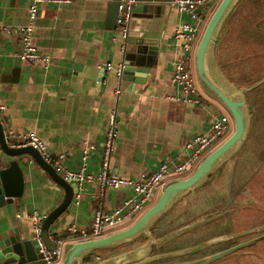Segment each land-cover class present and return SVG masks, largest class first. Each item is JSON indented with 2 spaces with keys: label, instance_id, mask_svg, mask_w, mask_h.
<instances>
[{
  "label": "crops",
  "instance_id": "1",
  "mask_svg": "<svg viewBox=\"0 0 264 264\" xmlns=\"http://www.w3.org/2000/svg\"><path fill=\"white\" fill-rule=\"evenodd\" d=\"M214 1L201 9L203 21ZM108 2L38 5L31 41L49 56V64L43 68L16 57L18 28L27 23L28 0H0V103L4 106L0 117L2 128L17 136L34 131L52 156H62L65 169L75 170L84 162L85 171L95 174L107 116L114 109L117 136L109 170L113 175L136 179L155 171L161 162L179 160L184 142L205 132L211 113L220 111L221 105L195 83L198 103L187 102L171 80L175 60L184 55L173 31L178 23L190 22L185 13L176 12L172 0L135 1L125 39L117 25L105 27ZM194 50L188 56L192 73ZM126 55L129 63L134 59L133 63L146 71L125 74L121 68L116 74L114 68L124 66ZM105 63L112 69L102 70ZM23 158L22 191L0 207V239L12 234L31 236V216H45L63 196V189L30 157ZM171 181L165 177V185ZM66 182L73 196L76 184ZM130 191L128 186L100 189L94 180L83 182L80 197L74 201L71 196L48 230L62 234V238L73 234L69 227L87 230L94 210L110 212ZM183 224L181 227L189 225Z\"/></svg>",
  "mask_w": 264,
  "mask_h": 264
},
{
  "label": "water",
  "instance_id": "2",
  "mask_svg": "<svg viewBox=\"0 0 264 264\" xmlns=\"http://www.w3.org/2000/svg\"><path fill=\"white\" fill-rule=\"evenodd\" d=\"M117 1L118 0H109L107 4L108 14L105 20V27L109 29H113L116 25L115 15ZM135 1L147 2L151 0ZM163 1L170 2L171 0ZM237 2L238 0H219L217 2L198 38L193 56L194 74L199 84L221 104L231 117L232 130L229 135L207 152L189 174L167 183L161 189L155 201L149 205L133 223L101 236L71 242L64 251L60 261L56 264H85L83 262L84 257L93 250L117 247L138 236H143L145 238V242L138 247L108 258L92 260L87 264H146L150 261H156L162 258L191 254L209 247L211 244L219 242L220 240L258 233L245 241L217 252L188 261L169 263L209 264L236 250L264 239L263 224L261 226L233 232L223 236L224 238L218 236L186 248L143 258L152 244L150 233L151 225L182 197L205 183L208 177L213 175L245 142L250 120L244 93L264 82V76L246 88L236 87L221 72L214 56V45L218 31ZM124 58L125 62L124 66H122L123 73L130 74L131 71H135L136 74H141L146 71V68L134 64V59H132V63H129L128 60L130 59L128 56L126 55ZM1 122L2 119L0 117V207L6 203H10L11 199L18 197L22 191L23 178L20 163H26V159L23 157H30L56 185L63 189L62 199L55 207L47 212L40 224L41 241L47 250L53 252L55 250V243L49 238V235L53 233V235L57 236V234L55 231L50 232L48 228L53 225L56 218L69 205L72 196V188L69 183L41 158L35 149L28 145L16 147L13 143V138L5 139ZM229 202L230 198L228 197L224 207ZM219 215L220 213L211 215L208 219L211 220ZM201 222L202 218L191 222L186 227H178L170 234L161 236V240L168 241ZM58 235L63 236L62 234ZM38 257L39 254L37 252L36 243L30 235L25 238H20L17 234H12L0 239V264H39L40 262L37 260Z\"/></svg>",
  "mask_w": 264,
  "mask_h": 264
},
{
  "label": "built area",
  "instance_id": "3",
  "mask_svg": "<svg viewBox=\"0 0 264 264\" xmlns=\"http://www.w3.org/2000/svg\"><path fill=\"white\" fill-rule=\"evenodd\" d=\"M75 0H28L27 4V23L18 28L20 37L19 49L16 57L20 61L38 63L43 68L49 64V56L41 53L32 44L33 20L35 18L39 4H68ZM213 0H172V4L179 13H185L190 22H180L173 31V37L184 55L178 57L171 73V80L178 86L183 99L187 102L198 103V96L194 89V75L188 64V56L195 49L200 36V27L203 24L201 9ZM135 0H118L116 3L115 22L120 30L122 39H125L127 23L132 12ZM122 49V45H121ZM122 65L114 68V72L119 74ZM101 69H112L110 63H105ZM117 93V91H115ZM4 106L0 103V114ZM232 130V120L228 112L216 110L211 113L209 127L205 132L195 134L185 141L182 147V155L176 162H161L155 171L148 174H140L136 179L123 178L113 175L109 170V159L115 147L117 136L115 110L111 109L108 113L106 124L101 141V158L99 170L95 174L85 171L83 162L77 169H65L61 164V155L52 156L48 150L46 142L37 136L34 131H27L18 135L12 133L8 128H3L5 139L13 138V143L18 146H30L35 149L41 158L66 181H73L76 184V191L72 199L76 201L80 197L79 191L83 182L95 181L100 189L117 188L128 186L130 194L125 196L121 204L113 208L110 212L104 213L94 210L91 213L90 223L87 230H76L69 227L68 231L78 234V240L101 236L120 228H123L129 221L137 217V213L144 210L146 204L157 198L161 189L165 186V177L172 180L182 178L188 174L191 168L197 164L204 151L209 152L219 144L225 135ZM85 151L82 152V159L85 158ZM202 156V157H201ZM44 216H31V238L35 241L39 257V264H56L64 253L65 239L50 233L49 238L55 243L53 252L46 249L40 238V224Z\"/></svg>",
  "mask_w": 264,
  "mask_h": 264
},
{
  "label": "rangeland",
  "instance_id": "4",
  "mask_svg": "<svg viewBox=\"0 0 264 264\" xmlns=\"http://www.w3.org/2000/svg\"><path fill=\"white\" fill-rule=\"evenodd\" d=\"M248 1H250L251 3H256L257 1H259V5L257 6H261L264 8V0ZM217 2L218 0L214 1L209 14H211ZM238 2L236 3V5L238 4ZM250 2H245V4L243 5L238 4L241 6L237 7V11H230L218 31L216 42L214 45V56L218 67L220 68L221 72L226 76V78L234 86L239 88H246L250 84L254 83L256 80L264 76V22H258L260 15L258 13L256 17L254 16V14H256V10L251 7L253 5ZM244 5H246V7ZM238 13L240 14L238 15ZM209 14L207 18L210 16ZM230 14L232 15L229 17ZM206 19L200 27V34L204 28ZM257 23L259 25H257ZM194 83L198 85L201 89H204L201 85H199V82L196 79L195 75ZM256 90H259V92L255 93ZM244 97L249 111V120H251L252 114L250 113L249 108L252 109L255 106L253 99H255L257 103H259L261 100H264V82L245 92ZM219 109L223 111V107L220 106ZM259 114L260 116H257L256 120H264V105H262V111H260ZM230 132L231 131L225 133L223 139L226 138ZM254 149V160H257L258 163H262L264 161L262 160L264 156V142L259 148L255 147ZM206 153L207 151H204L202 156H204ZM195 166L196 164L191 168L188 174L193 170ZM223 168L224 167H221L220 170L222 177L221 184L223 186H220L216 190L210 187L209 189H206L207 187H201L192 192H189L172 206V209L165 215V217L161 218L151 227L150 233L152 244L149 250L144 254L143 258H148L155 254H162L169 251H175L181 248H186L188 246L194 245L204 240L211 239L213 237L222 236L221 238H224L223 236L229 235L233 232L241 231L251 227L261 226L264 224L263 208L251 209L248 213L244 214L240 213L243 212L244 209L243 211L240 210L238 212V184L236 187L237 197H235L231 204L228 203L224 207L228 199V197H226L224 187L226 186V181L228 186L229 181L228 174H222ZM214 179L215 184H218L219 181L217 180V178ZM254 179L264 180V166L260 167L257 170V175L254 176ZM155 199L156 197L154 196L153 200L149 201L146 204L144 210L149 205H151L155 201ZM239 199H241V197H239ZM187 202L189 203V205H187ZM144 210L137 213V217ZM220 212L225 213L211 220L208 219L209 216L218 214ZM136 218L129 221L125 226L133 223ZM197 218H202V222L199 223L198 226L190 228L186 233L181 236H178L172 241L161 240V236L168 235L178 227L183 226L184 222L185 224H189L190 222H192V220H195ZM256 234L232 237L216 242L210 245L209 247H206L200 251L191 254L162 258L156 261H150L146 264H169L188 261L225 249L234 244L245 241L255 236ZM64 237L66 241L64 245V251L71 242H73L74 240H78L73 234H69ZM131 241H128L113 248H102L93 250L92 254H95L93 260L108 258L115 254L131 250L144 243L145 238L143 236H138ZM258 247L259 246L255 247V252L258 250ZM241 250L242 252L248 251V248L246 249L244 247ZM258 251L264 252V248H260V250ZM84 263L87 264L88 262ZM209 264H240L238 260V250L228 255H225L224 257H221L220 259L215 260Z\"/></svg>",
  "mask_w": 264,
  "mask_h": 264
},
{
  "label": "trees",
  "instance_id": "5",
  "mask_svg": "<svg viewBox=\"0 0 264 264\" xmlns=\"http://www.w3.org/2000/svg\"><path fill=\"white\" fill-rule=\"evenodd\" d=\"M239 2L238 4L243 5L245 4V2H250V1L248 0L240 1L239 0ZM238 4L233 7L232 11L233 10L237 11V7L241 6ZM251 4L253 5L251 7L254 8L255 6L259 5V1H257L256 3H251ZM244 6L246 7V5ZM231 15L232 14H230L229 17ZM259 19H261V17ZM257 92H259V90H256L255 93ZM253 101H254L255 106L252 109L249 108L250 113L252 114L251 115L252 119L250 120V125H249L250 130L245 139V142L226 162H224L219 167L220 169L217 170L216 174L210 175L208 179L206 180V182L203 183L199 187V188L207 187L206 189H209L210 187L216 190L220 186H223L221 184L222 177H221L220 170H221V167H224L222 169L223 172L222 171L221 172L222 174H226V173L228 174V181H229L228 186H227V181H226V186L224 184L226 197L230 198L229 204H231V202L235 199V197H237L236 187L238 184V212L240 210L243 211L244 209L243 212H240L241 214L248 213L251 209H257V208L264 209V180L254 179V176L257 175V170L260 167L264 166V161L262 163H258L257 160H254L255 159L254 158V154H255L254 148L255 147L259 148L264 142V120H256L257 116H260L259 113L260 111H262V105H264V100H261L259 103H257L255 99H253ZM262 160H264V156ZM237 165H238V168H237ZM214 178H217V180L219 181L218 184H215ZM213 184H214V187H213ZM239 197H241V199H239ZM187 205H189V203ZM171 209L172 207L168 211H166L162 216H160V218H158L157 221L165 217V215ZM75 236L79 238L78 234H76ZM257 246H259L258 250H260V248H264V239L256 241L255 243L245 247L246 249L248 248V251L242 252L241 250L242 248L238 250L239 263L240 264H262L264 263V252L258 251V250L255 252L254 250L255 247ZM94 255L92 254V252H90L84 257L83 262L92 261L94 258Z\"/></svg>",
  "mask_w": 264,
  "mask_h": 264
},
{
  "label": "flooded vegetation",
  "instance_id": "6",
  "mask_svg": "<svg viewBox=\"0 0 264 264\" xmlns=\"http://www.w3.org/2000/svg\"><path fill=\"white\" fill-rule=\"evenodd\" d=\"M254 9L256 10V14H254V16L256 17L257 16V14L259 13V15H260V17L261 18H264V8L263 7H261V6H255L254 7ZM241 10V9H240ZM260 11V12H259ZM242 12V11H241ZM240 13H238V15H239ZM263 22H264V20H263ZM257 25H259L258 23H257ZM261 26V25H260ZM262 27V26H261ZM243 31V30H242ZM241 31V32H242ZM243 36V35H242ZM217 172V171H216ZM216 172L214 173V174H216ZM225 212H220V215H222V214H224ZM219 215V216H220ZM219 216H217V217H219ZM216 218V217H215ZM213 219V218H212ZM238 232V231H237Z\"/></svg>",
  "mask_w": 264,
  "mask_h": 264
}]
</instances>
